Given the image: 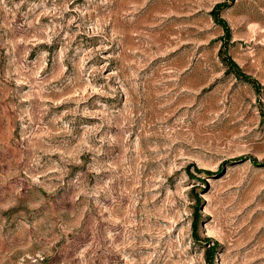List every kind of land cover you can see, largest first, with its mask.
Returning a JSON list of instances; mask_svg holds the SVG:
<instances>
[{
    "label": "rangeland",
    "instance_id": "374dc122",
    "mask_svg": "<svg viewBox=\"0 0 264 264\" xmlns=\"http://www.w3.org/2000/svg\"><path fill=\"white\" fill-rule=\"evenodd\" d=\"M0 264H264V0H0Z\"/></svg>",
    "mask_w": 264,
    "mask_h": 264
},
{
    "label": "trees",
    "instance_id": "16d2710c",
    "mask_svg": "<svg viewBox=\"0 0 264 264\" xmlns=\"http://www.w3.org/2000/svg\"><path fill=\"white\" fill-rule=\"evenodd\" d=\"M227 36H229L228 32H227ZM221 55H222V57H221L222 61L225 62L228 66H230V64H234V62L231 60V58H229V56L227 54H225V51H224V54L221 52ZM196 198H197V200H200L199 197H196ZM198 217L199 216H196L195 218L197 219ZM213 249H214V247L211 250L209 249L211 256L214 255V252L212 251ZM211 261H213V259H209V262H211Z\"/></svg>",
    "mask_w": 264,
    "mask_h": 264
}]
</instances>
